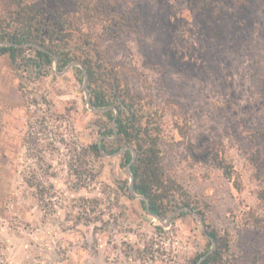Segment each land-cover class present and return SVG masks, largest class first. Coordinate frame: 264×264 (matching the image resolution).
Segmentation results:
<instances>
[{"label": "rangeland", "instance_id": "obj_1", "mask_svg": "<svg viewBox=\"0 0 264 264\" xmlns=\"http://www.w3.org/2000/svg\"><path fill=\"white\" fill-rule=\"evenodd\" d=\"M256 1L239 15L235 47L218 57L198 39L186 0H95L112 16L107 30L101 20L96 27L109 80L157 108L166 174L228 242L218 264H264V0ZM108 123L74 66L39 71L0 55V264H192L208 252L192 214L163 224L129 194L121 154L90 161L93 184L76 189L70 166Z\"/></svg>", "mask_w": 264, "mask_h": 264}, {"label": "trees", "instance_id": "obj_2", "mask_svg": "<svg viewBox=\"0 0 264 264\" xmlns=\"http://www.w3.org/2000/svg\"><path fill=\"white\" fill-rule=\"evenodd\" d=\"M186 1L187 15L197 23L193 24V28L199 32L198 39L206 41L203 45L207 51L217 48L218 57L220 53L226 52L227 47L233 49L235 40L242 34L240 28L244 25L245 18L239 15L252 12L249 9L251 3L255 7L259 5L256 0ZM184 18L181 20L189 21ZM98 20L103 21V29L107 30L112 23V16L106 9H100L95 0H0V55L6 54L12 65L18 67L20 61H23L26 67L39 71L42 67L53 65L54 57L60 71L73 61L79 62L85 69L91 105L105 109L101 114L110 125L108 123L100 132L104 137L100 138L99 143L91 142L80 148L82 157L76 167L70 166L76 189L89 188L93 184L95 173L90 161L101 157L102 151L112 154L127 146L129 148L123 150L121 156L127 165L132 159L131 149L135 151V159L129 165L133 189L147 198L151 213L165 218L167 213L188 206L201 215L205 223L201 204L193 200L164 170L162 131L154 118L157 108L145 106L139 98L122 88L118 76L113 74L115 78L113 77V81L109 80L112 69L105 62L104 52L99 44L100 33L96 29ZM32 44H37L44 50ZM207 55L209 56L208 52ZM74 67L83 81L82 68ZM114 108L118 111L115 131L111 126ZM112 136V140L106 139ZM208 152H211L210 147ZM212 155L223 174L230 179L231 172L225 162ZM128 182L129 178L126 186ZM30 185L39 193L44 191L40 182ZM257 196L264 202V183ZM181 214L189 213H178ZM205 228L214 239L215 246L207 255L206 251L194 258L192 264H218L222 249L228 247L225 236L206 223Z\"/></svg>", "mask_w": 264, "mask_h": 264}, {"label": "water", "instance_id": "obj_3", "mask_svg": "<svg viewBox=\"0 0 264 264\" xmlns=\"http://www.w3.org/2000/svg\"><path fill=\"white\" fill-rule=\"evenodd\" d=\"M2 44H5V43H2ZM32 45L35 46V47H37V48L43 49L42 47H40V46L37 45V44H32ZM43 50H44V49H43ZM53 65H54V68L57 69V59H56L55 57H54ZM73 66H78V67H81V68H82V71H83V86H84L85 90L87 91V103H88V105L90 106V108H91L92 110L96 111V112H97V111H98V112H101V111L105 110V109H98V108L93 107V106L91 105L90 95H89L88 90H87V87H86V71H85V69L83 68V66H82L79 62H77V61H73V62L69 63V64L63 69V72L66 71L67 69H69L70 67H73ZM117 112H118L117 109L114 108V113H115V114H114V119L112 120V129H113V131H115V119H116V117H117ZM102 137H104V136H103V135H100L99 139H98L96 142L99 143L100 138H102ZM113 138H114V136H112V137H106V139H108V140H112ZM128 148H129V147H127V146H126V147H123V148H121L120 150H118L117 152L112 153V154H107V153H105V152L102 151V154H103V155H119V154H121V152H123V150L128 149ZM131 152H132V159H131V161L125 166V172H126L128 178H129V182H128V185H127V189H128L129 194H130L131 196H133V197H136V198H139V199L144 200V201H145V209H146V211H147L151 216H153V217L157 218L159 221L163 222V224H165V223H166L167 221H169L174 215H176V214H178V213H181V212H188V213L192 214L196 219L199 220L200 225H201V228H202V232H203V234L209 239V241H210V243H211V247H210V249L208 250V252H207L205 255H207L208 253H210V252L213 250L214 246H215V241H214V239L211 238V237L209 236V234L207 233L203 218H202L201 215H199L195 210L191 209V208L188 207V206L180 207V208L176 209L175 211L171 212V213L165 218V220H164L161 216H159V215H157V214H153V213L150 212V210H149V201L147 200V198H146L144 195H142V194H138V193H136V192L134 191V189H133V176H132L131 171H130V169H129V165H130V164L134 161V159H135V151H134L133 149H131ZM202 258H203V257H202ZM202 258H201V259H202ZM201 259H200V260H201ZM200 260H199V261H200Z\"/></svg>", "mask_w": 264, "mask_h": 264}]
</instances>
